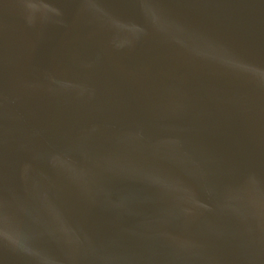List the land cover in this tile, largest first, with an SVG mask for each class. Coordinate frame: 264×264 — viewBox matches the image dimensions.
<instances>
[{
    "label": "water",
    "instance_id": "95a60500",
    "mask_svg": "<svg viewBox=\"0 0 264 264\" xmlns=\"http://www.w3.org/2000/svg\"><path fill=\"white\" fill-rule=\"evenodd\" d=\"M0 264H264V0H0Z\"/></svg>",
    "mask_w": 264,
    "mask_h": 264
}]
</instances>
